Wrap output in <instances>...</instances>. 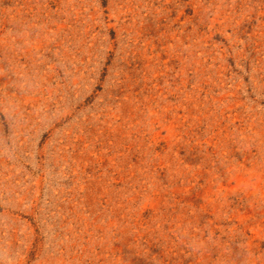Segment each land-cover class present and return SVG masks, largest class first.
Wrapping results in <instances>:
<instances>
[{
    "label": "rangeland",
    "instance_id": "1",
    "mask_svg": "<svg viewBox=\"0 0 264 264\" xmlns=\"http://www.w3.org/2000/svg\"><path fill=\"white\" fill-rule=\"evenodd\" d=\"M0 264H264V0H0Z\"/></svg>",
    "mask_w": 264,
    "mask_h": 264
}]
</instances>
